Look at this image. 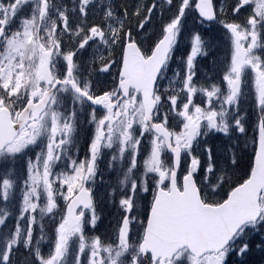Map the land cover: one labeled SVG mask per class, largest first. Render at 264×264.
Wrapping results in <instances>:
<instances>
[{
  "label": "snow or ice",
  "instance_id": "6c2138e0",
  "mask_svg": "<svg viewBox=\"0 0 264 264\" xmlns=\"http://www.w3.org/2000/svg\"><path fill=\"white\" fill-rule=\"evenodd\" d=\"M0 264H264V0H0Z\"/></svg>",
  "mask_w": 264,
  "mask_h": 264
}]
</instances>
